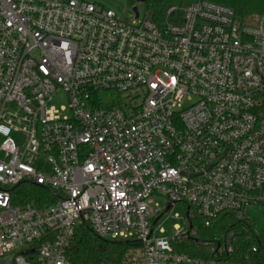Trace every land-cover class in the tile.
<instances>
[{
    "label": "built area",
    "instance_id": "built-area-1",
    "mask_svg": "<svg viewBox=\"0 0 264 264\" xmlns=\"http://www.w3.org/2000/svg\"><path fill=\"white\" fill-rule=\"evenodd\" d=\"M130 1L123 20L101 0H0V264H70L83 222L138 241L126 264H218L172 242L191 217L264 207V14L195 0L153 19ZM25 181L60 195L13 207ZM177 203L183 225L156 236Z\"/></svg>",
    "mask_w": 264,
    "mask_h": 264
},
{
    "label": "trees",
    "instance_id": "trees-1",
    "mask_svg": "<svg viewBox=\"0 0 264 264\" xmlns=\"http://www.w3.org/2000/svg\"><path fill=\"white\" fill-rule=\"evenodd\" d=\"M193 1L149 0L151 18H160L163 10L171 4L184 6ZM209 1L232 8L235 16L243 21L249 22L264 14V0ZM255 111L264 117V94L258 100ZM10 195L13 207L20 208L29 203L41 208L53 203L60 194L55 189L25 181L11 188ZM190 220L193 226L190 235L172 242L177 252L207 261L214 260L218 264H264V231L258 230L250 219H240L235 212H223L209 226H204L199 217H191ZM227 242L231 245V252L220 249ZM139 245L135 239L101 238L88 223L83 222L75 226L66 258L70 264H126L127 252Z\"/></svg>",
    "mask_w": 264,
    "mask_h": 264
},
{
    "label": "rangeland",
    "instance_id": "rangeland-1",
    "mask_svg": "<svg viewBox=\"0 0 264 264\" xmlns=\"http://www.w3.org/2000/svg\"><path fill=\"white\" fill-rule=\"evenodd\" d=\"M101 1L106 7L111 8L119 18L123 20H127L128 18H130V13H129V8L131 4L130 0H101ZM143 9H144V4L139 3L138 11L140 16L143 15ZM52 103L57 107L60 106L66 107L67 100L65 94H63L62 92L57 93L55 97L52 99ZM155 201L158 202V204L161 207H164L165 199L163 197L157 196L155 197ZM185 212H186L185 204L177 203L173 205V207L168 211H166L157 222V226L160 225V227L163 229V233L158 232L156 228L154 234L159 237H166L171 235L173 232L174 224H178L180 226L183 225V218L185 216ZM175 214H177L178 217H175ZM244 214L248 219H250L254 223L255 227L258 230L264 231V207L248 206L244 209Z\"/></svg>",
    "mask_w": 264,
    "mask_h": 264
},
{
    "label": "water",
    "instance_id": "water-1",
    "mask_svg": "<svg viewBox=\"0 0 264 264\" xmlns=\"http://www.w3.org/2000/svg\"><path fill=\"white\" fill-rule=\"evenodd\" d=\"M169 208H170V205H168V206L166 207V209L164 210V212L167 211V210H169Z\"/></svg>",
    "mask_w": 264,
    "mask_h": 264
}]
</instances>
